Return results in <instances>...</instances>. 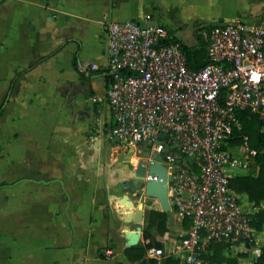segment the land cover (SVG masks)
<instances>
[{"label":"crops","instance_id":"obj_1","mask_svg":"<svg viewBox=\"0 0 264 264\" xmlns=\"http://www.w3.org/2000/svg\"><path fill=\"white\" fill-rule=\"evenodd\" d=\"M263 2L0 0V107L8 99L0 116V264H150L146 257L131 262L125 254L128 228L137 226L126 224L128 211L111 200L127 194L122 178L135 165L134 156L125 158L107 141L108 105L90 102L109 89L107 27L138 21L195 36L196 25L240 19L260 26ZM93 64L100 70L89 71ZM79 85L86 87V105L74 111L69 98ZM73 111L90 117L77 123ZM247 204L251 214L260 210ZM147 218L145 210L143 226ZM174 228V238L157 237L164 247L182 232L177 221ZM253 229L258 245L229 246L227 259H258L264 228Z\"/></svg>","mask_w":264,"mask_h":264},{"label":"built area","instance_id":"obj_2","mask_svg":"<svg viewBox=\"0 0 264 264\" xmlns=\"http://www.w3.org/2000/svg\"><path fill=\"white\" fill-rule=\"evenodd\" d=\"M197 36L207 44V65L199 70L189 68L183 43L164 25L111 22L112 82L104 98L90 100L108 105V142L134 150L135 165L142 160L168 170L169 202L182 232L170 247L148 248L149 261L203 264L213 244L258 245L251 212L231 182L248 175L260 154L240 116L255 117L264 133V25L224 21Z\"/></svg>","mask_w":264,"mask_h":264},{"label":"trees","instance_id":"obj_3","mask_svg":"<svg viewBox=\"0 0 264 264\" xmlns=\"http://www.w3.org/2000/svg\"><path fill=\"white\" fill-rule=\"evenodd\" d=\"M215 24L196 25L194 30L195 37L198 40V44L195 48L188 47L183 44L185 54L187 56L188 66L191 69L199 70L207 65V44L203 42L197 31L207 30L210 31ZM170 35L178 42L182 40L176 38L175 33L170 31ZM77 56L74 57V68L78 70ZM90 71V70H89ZM89 73V74H88ZM89 76H93L95 73L87 72ZM81 77H85L81 74ZM108 84L112 82V77H108ZM8 99L0 107V116L3 114L5 105ZM241 120L244 126V133L250 137L251 145L253 148L259 150V156L254 160L250 173L246 176H239L232 180L233 189L245 198L254 207H262L264 204V133L261 132L260 123L255 117L249 113L241 114ZM256 125V127H254ZM240 141L237 140V143ZM252 227L258 231H262L264 228V210L261 208L255 214H251ZM176 228L170 226V216L168 213H163L157 209H151L148 214L147 226L144 229L145 241L139 246L127 249L125 254L131 262H140L146 257V250L150 247L164 248V244L157 240L158 236L174 238ZM177 238V236L175 237ZM148 242V244H146ZM229 248L226 243L213 244L208 253L203 255L205 262L209 264H238L235 259H227L224 255L225 251ZM150 264H158L157 261H150ZM162 264H179L178 260L174 257L166 258ZM253 264H264V247L262 249V255Z\"/></svg>","mask_w":264,"mask_h":264},{"label":"water","instance_id":"obj_4","mask_svg":"<svg viewBox=\"0 0 264 264\" xmlns=\"http://www.w3.org/2000/svg\"><path fill=\"white\" fill-rule=\"evenodd\" d=\"M264 3V2H263ZM81 116L90 117V114L85 111H77L74 113V121L79 122ZM161 139L165 140L166 136L161 135ZM97 150V147L94 148ZM150 175L157 177L158 181H145V178ZM122 190L127 194L112 196V203L125 206L127 213L124 214V221L126 224L134 223L137 228L130 230L128 228L126 249L137 247L141 244L143 235V224L145 218V204L149 201H155L159 205V211L168 213L170 216V226L175 227L176 217L175 212L169 202L168 193V170L160 163H155L150 167L143 166V161L140 160L128 172L123 174ZM131 195H140V200L143 203H137L131 198ZM145 261H142V264Z\"/></svg>","mask_w":264,"mask_h":264},{"label":"rangeland","instance_id":"obj_5","mask_svg":"<svg viewBox=\"0 0 264 264\" xmlns=\"http://www.w3.org/2000/svg\"><path fill=\"white\" fill-rule=\"evenodd\" d=\"M163 9H165V8H163ZM164 14H165V18L166 19L169 20L171 18L170 11H168L167 9H165ZM170 24H171V22H170ZM168 25H169V22H168ZM168 31L170 33L171 30L168 29ZM174 33H175L176 38L182 39L183 40L182 41L183 44L187 45L188 47L195 48L197 46L198 40H197V38L194 35L190 34L191 31L189 33V31H185L183 29V30L174 31ZM91 77H94V75L91 76ZM98 81L99 80H96V83H99ZM85 88L86 87H83V86H80L79 85V87H77V88L74 89L73 94L70 95V98H69L70 101L69 102H70V106H71L72 110L75 111V110H77V108L79 109L81 105H84V106L86 105L85 104L86 103V99H85V96L83 95L86 92L85 91L86 90ZM76 91H79V93H80L77 102H76V96H74L75 93H76ZM74 111H73V114L72 115H74V113H75ZM254 127H256V125ZM133 154H134V150L133 151H129L127 153H124V156H127L125 158H129V157L133 156ZM136 160H137L136 157H134V162L135 163H136ZM139 197H140V195H138V196L131 195V198L137 203V205H139V203H143V202H141V200H140ZM247 202H248L247 200L243 199V206H244V208L246 210H247V207H248ZM263 206L264 205H262V207ZM120 207L121 208H124L125 210H127V208L125 206H120ZM262 207H257V208H260L261 209ZM151 209H157L159 211V205L155 201H149V202H147V204H145V210H146L147 215L150 213ZM146 222H148V218H147V221ZM146 222H145V225L143 227L146 226Z\"/></svg>","mask_w":264,"mask_h":264}]
</instances>
